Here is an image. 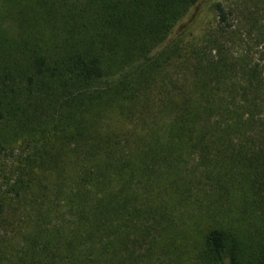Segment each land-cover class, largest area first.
<instances>
[{"label":"trees","instance_id":"16d2710c","mask_svg":"<svg viewBox=\"0 0 264 264\" xmlns=\"http://www.w3.org/2000/svg\"><path fill=\"white\" fill-rule=\"evenodd\" d=\"M1 1L0 264H264V72L150 82L199 0Z\"/></svg>","mask_w":264,"mask_h":264},{"label":"rangeland","instance_id":"374dc122","mask_svg":"<svg viewBox=\"0 0 264 264\" xmlns=\"http://www.w3.org/2000/svg\"><path fill=\"white\" fill-rule=\"evenodd\" d=\"M216 3H220L226 9V20L221 23L222 26H227L226 33L218 30L219 21L214 8ZM2 5L3 2L0 0V15L3 11ZM2 23L3 27H6L10 21L5 20ZM18 26L17 23L11 25L9 30L7 28L6 37H17L18 35L13 34H17ZM168 42L171 50L177 46L178 49L171 52L170 58L160 59V66L156 70L153 69L151 83H193L196 80L195 75L200 82L205 79L207 83L263 82L253 71V67L256 66L264 72V0H199L178 21ZM16 43L17 39L13 44L4 43V45L6 49H10L9 46L13 47ZM23 50L21 46V53ZM195 57L199 58L200 65L209 63L204 68L199 66L195 69ZM211 64L215 67L213 71L210 68ZM238 64H244L249 72L247 70L243 72ZM228 65H231L230 69ZM0 112L6 113V108L2 104H0ZM114 112L110 120L113 129L119 130L122 121H124L122 126L133 127L127 123L131 120H123L116 111ZM6 118H0V128L4 132V134L0 132V146L7 147L4 140L7 134L12 132L9 129L13 127ZM11 122L17 124L16 120ZM24 131L27 133L28 130L24 129ZM25 132L21 133L20 130L17 140L10 143L4 152L12 150L14 154L21 155V144L17 145V143L26 135ZM11 159V156L8 157L1 152L0 161L10 162ZM48 175L55 174L51 172ZM12 227L17 231L15 237L21 238V224L13 223Z\"/></svg>","mask_w":264,"mask_h":264}]
</instances>
